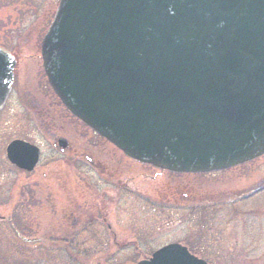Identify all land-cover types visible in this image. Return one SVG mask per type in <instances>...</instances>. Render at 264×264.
Returning a JSON list of instances; mask_svg holds the SVG:
<instances>
[{"label": "water", "instance_id": "obj_1", "mask_svg": "<svg viewBox=\"0 0 264 264\" xmlns=\"http://www.w3.org/2000/svg\"><path fill=\"white\" fill-rule=\"evenodd\" d=\"M41 57L66 109L142 164L202 173L264 154V0H60ZM15 64L0 48V108ZM6 153L31 171L40 150ZM137 264L208 263L173 243Z\"/></svg>", "mask_w": 264, "mask_h": 264}, {"label": "rangeland", "instance_id": "obj_2", "mask_svg": "<svg viewBox=\"0 0 264 264\" xmlns=\"http://www.w3.org/2000/svg\"><path fill=\"white\" fill-rule=\"evenodd\" d=\"M58 3L0 0V47L17 59L0 110V264H137L171 242L208 264H264V189L253 193L264 180V154L196 174L125 156L47 83L40 46ZM52 135L66 136L78 156L58 152ZM16 138L42 149L33 171L8 161ZM172 190H180L176 198Z\"/></svg>", "mask_w": 264, "mask_h": 264}, {"label": "flooded vegetation", "instance_id": "obj_3", "mask_svg": "<svg viewBox=\"0 0 264 264\" xmlns=\"http://www.w3.org/2000/svg\"><path fill=\"white\" fill-rule=\"evenodd\" d=\"M13 90L14 89L12 87V90H11V92H10L8 98H7L8 100H7L6 104L8 103L9 99L11 98L10 95H11V93H12ZM52 137H53L52 146L58 152L63 153V154H66L67 156H73V157L78 156V154L76 153L75 149L71 145L70 140L66 136H64V135H52ZM62 139L65 140L64 141L65 142V145L61 144ZM41 152H42V149H41ZM84 155H85V159L87 160V162H89L94 168H97V169L100 168V164L99 163H96L95 160L90 155H86V154L82 153V154H80V157L83 158ZM253 188H255V190L253 191V193H256V192H259V191L263 190L264 189V180L261 181L260 183L255 184V186ZM179 193H180V190H175V191L172 190V194L171 195H172L173 198H176V196L179 195ZM184 196H185V198L188 199L191 196V192L190 191H186V193L184 194Z\"/></svg>", "mask_w": 264, "mask_h": 264}]
</instances>
